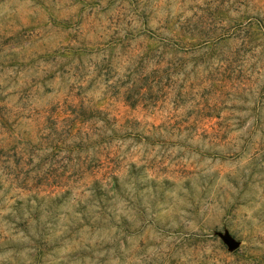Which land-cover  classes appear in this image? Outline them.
<instances>
[{"label": "rangeland", "instance_id": "obj_1", "mask_svg": "<svg viewBox=\"0 0 264 264\" xmlns=\"http://www.w3.org/2000/svg\"><path fill=\"white\" fill-rule=\"evenodd\" d=\"M0 264H264V0H0Z\"/></svg>", "mask_w": 264, "mask_h": 264}, {"label": "water", "instance_id": "obj_2", "mask_svg": "<svg viewBox=\"0 0 264 264\" xmlns=\"http://www.w3.org/2000/svg\"><path fill=\"white\" fill-rule=\"evenodd\" d=\"M222 238L227 244L229 250H234L238 247V242L232 239L230 236H223Z\"/></svg>", "mask_w": 264, "mask_h": 264}]
</instances>
